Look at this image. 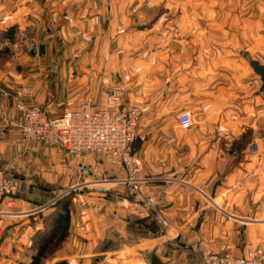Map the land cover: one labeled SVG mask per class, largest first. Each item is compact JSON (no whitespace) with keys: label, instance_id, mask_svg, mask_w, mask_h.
<instances>
[{"label":"crops","instance_id":"1","mask_svg":"<svg viewBox=\"0 0 264 264\" xmlns=\"http://www.w3.org/2000/svg\"><path fill=\"white\" fill-rule=\"evenodd\" d=\"M140 3L132 0H0L1 45L13 49L11 58L0 68V88L1 85L8 87L0 89V111L15 115V95L23 88L31 90V95L22 97L25 103L47 104L54 115L66 110L64 104L88 97L97 106L130 104L132 99H127L130 94L125 89L130 82L129 66L139 61L147 72L152 62L161 64L162 54L168 50L164 43L166 35L161 30L156 33L153 27L142 28L143 48L139 50L95 48L94 62L80 61L76 75L70 60H63L55 73L52 69L46 75L40 59L48 54L47 42L53 39L64 42L67 36L84 32L111 41L120 37L133 41L134 33L129 31L133 20L128 18V12L130 6L137 8ZM248 3L243 0L238 11L233 13L230 4L227 7L224 3L222 18H214L211 13L202 17L192 14L187 30L189 37H180L182 43L171 50V56L180 60H171L175 68L169 66L175 71L174 83L170 79H165L163 84L160 82L159 88L166 92L159 104L168 103L174 86L182 99L185 96L179 105L189 109L197 122L198 132H192L193 139L186 142L180 140L175 129L173 133L167 129H147L145 122L151 116L168 121L165 125L168 127L174 126L173 116L164 112L144 113L139 125L147 129L146 140L134 143L133 151L140 157L141 174L148 180L134 193H129L128 184L120 182H112L106 190L88 186L74 192L68 203L67 235L50 256L52 264L58 261L67 264H176L174 258L165 256L167 241L174 237L191 241L196 247L218 252L230 250L239 255L252 248L247 246L246 236H242L246 229L261 230L264 223L256 222L248 228L238 221L264 215V209L246 207L248 201H263V192L250 191L246 187V170L252 164L246 160V149L240 150L241 159L231 162L226 154H233L235 150L216 143L221 136L234 139L248 127L264 128V89L260 88L261 82L249 60L242 56L244 50L252 59L264 64V0ZM213 4L206 3V7H213ZM196 5L190 3L191 8L197 9ZM182 22L181 18V25ZM120 25L124 26L121 33ZM188 40L189 50L183 43ZM33 41L37 45L32 46ZM154 41L161 43L155 46ZM231 41L238 44L232 46ZM25 43L28 47L31 45L27 49L29 56H25L22 47ZM40 43L44 44L43 54H38ZM69 52L64 50L63 56L67 58ZM15 63H20L21 68L15 69ZM88 63L94 64L93 70ZM159 67L161 76L164 70L162 65ZM85 88L90 92L86 93ZM109 92L117 94L118 99L108 101ZM146 116L149 117L146 119ZM214 129L217 136L208 133ZM263 148L261 145L260 149ZM183 149L188 150L184 156ZM220 153L222 157L217 155ZM60 156L55 148L38 142H21L14 131L0 121V168H4L17 184L12 207L15 213L0 220V225L11 232L15 253L13 258L8 254L0 259V264H14L22 254L23 258L18 261L28 263L33 253L34 236L44 227V218L29 211L44 203L55 186H69L82 179L125 176V171L114 167L104 155L81 157L90 168L87 176L77 173V160L72 159L68 166H62ZM220 169L226 170L221 176L222 187L212 196L215 203H222L213 208L199 191L204 192L206 186L217 184ZM176 174L183 177L174 176ZM147 199L151 204L144 208L143 201ZM155 214L163 216L165 223L157 222ZM53 215L49 218L51 225ZM181 264L195 262L184 259Z\"/></svg>","mask_w":264,"mask_h":264},{"label":"rangeland","instance_id":"2","mask_svg":"<svg viewBox=\"0 0 264 264\" xmlns=\"http://www.w3.org/2000/svg\"><path fill=\"white\" fill-rule=\"evenodd\" d=\"M41 2H44L45 0H39ZM128 1L129 0H124ZM135 2L141 1L139 7L135 8V5L129 7V12H128V18H131L132 21V26L130 27L129 31L134 33L133 41H131L130 38L124 39V37H120V39L117 40H109L107 37L95 35L93 33H88L84 32L81 34H76V35H69L67 36L66 41L62 40H56L53 39L48 43V54L46 57H42L40 59L41 63L45 66L46 69V75L50 74V72L53 69V73H55L61 62L63 60L66 61H71L72 68L73 69V74H78V64L80 61H83L87 59V62H91L95 59V54H94V49L98 48L99 50L105 49V48H122V49H129V50H139L142 49V42L143 37H142V28L146 27H153L154 32L158 33L159 30L161 32H164L166 35V41L164 43L166 44V48L168 50L164 51V54H162L164 60L161 59V64L159 62H152L150 66V70L147 72H144L143 69V64L142 62H133V65L129 66V75H127L130 78V82L127 85L128 87L125 88L130 96L127 97V99L131 98L132 101H130V104L128 105H137L141 109V117L143 116L144 113L151 112V113H157V112H164L172 115V123L174 126L168 127L165 126L166 124H169L168 121L164 120H156V119H147L149 116H146L147 121L145 122L146 128H158L159 130H165L167 129L170 133H173L174 129L176 131V135L179 134V138L182 141L190 142V140L193 139V136H191L192 132H195L197 127V122H195L192 118L191 112L186 109H183L181 105H179L180 100H185V96H183V99L180 96V93L176 91V89L173 86V90L169 93V97L167 99L168 103L166 102L165 104H159L160 98H162L165 95V91H162L161 88H159L160 82L163 84V81L165 79H170L172 83H174L175 79V71L173 69L175 60L179 61L180 58H175L174 56H171L173 51V48L177 44H181L182 42L179 40L180 37L185 38L186 35L189 37L190 33V18H192V14H198L199 17L206 16L207 13H211L214 18H222L223 16V6L224 3L227 4V7H231V12L233 13L234 11H238L239 4H242L243 0H132ZM250 4L252 0H246ZM210 2H213V7L207 8L206 3L210 4ZM190 3H196L198 8L196 9L194 6L191 8ZM150 4V5H149ZM149 6V7H148ZM263 16H264V10H263ZM181 18H182V25H181ZM149 22L153 23V25L150 26L148 24ZM148 24V25H147ZM111 25H110V30H111ZM119 28V33L124 29V26H118ZM186 29L182 30L181 29ZM12 30V32L14 33ZM124 31V30H123ZM184 33V35L182 33ZM14 41H16V38L14 36ZM128 40V42L126 41ZM1 33H0V68H4V63L6 59L11 58V54L13 53V49L11 46L7 45H1ZM30 43V42H29ZM154 45H158L160 42L154 41ZM185 44L184 47L187 48L190 44L189 40L188 41H183ZM232 46H236L235 44H238L237 42L233 43L231 41ZM32 46L37 45L36 41H33ZM29 45V47H31ZM23 50L25 52V56H29V53L27 52L28 44L25 43L23 44ZM238 48V46H237ZM189 50V48H187ZM67 50L70 51L67 58L63 56V51ZM141 51V50H140ZM139 51V52H140ZM242 56L248 60L249 58H253L249 53L245 52L244 50ZM86 56V57H85ZM121 59L119 56L118 59ZM137 59V58H136ZM142 58H139V60H142ZM157 59V58H156ZM155 59V60H156ZM185 59V58H184ZM171 60L173 62H171ZM159 61V60H158ZM76 64V65H74ZM160 65L163 66V74H161L162 78H160ZM173 66L172 68H169V66ZM20 63H15L13 67L16 69L21 68ZM94 64L88 63V67L93 70ZM167 66V69L165 67ZM52 67V68H51ZM154 67V69H152ZM175 68V67H174ZM153 70H156L153 72ZM150 71V72H149ZM159 78V80H157ZM259 80V77H258ZM254 81V80H252ZM8 87L6 85H1L0 89H7ZM85 92L89 93L90 89L85 88ZM110 93V92H109ZM177 93L179 95H176ZM109 95V94H108ZM117 95V94H116ZM182 95V94H181ZM117 97H119L117 95ZM186 100L189 101V98H186ZM81 100H76V101H71L68 104H64L63 106L66 109L73 108L77 106L80 103ZM162 101V100H161ZM132 102V103H131ZM127 105V106H128ZM62 106V105H61ZM182 111H189L191 114V123L187 128H183L180 123H179V114ZM60 112V111H59ZM1 113V111H0ZM140 117V118H141ZM1 121V119H0ZM2 123V121H1ZM3 126H5L2 123ZM147 129H145L144 126L139 125V130L147 136ZM171 129V130H169ZM12 130V129H11ZM14 131V133L19 137V134L17 131ZM216 129L208 132L210 135H213L214 133L217 136ZM163 132V131H162ZM198 132V130L195 132V134ZM207 131L204 133L206 135ZM163 136L165 133H161ZM161 139H163L161 137ZM206 138H204L205 141ZM20 140V137H19ZM146 140V138H145ZM181 141V142H182ZM204 143H207L204 142ZM216 143L218 145H224V146H230L232 147L235 152L233 154H226L230 156L231 162L238 161L239 159L242 158V153H240V150L242 148L246 149V160L248 162H251L252 164L250 167L247 168V182H246V187L248 186V190H254L258 192H263L262 194V199H264V148L260 149V146L262 145L264 147V128L263 129H258L254 130L250 127L245 128L244 130L241 131V133L234 139H229L227 137H222L219 138ZM188 144V143H187ZM188 146V145H185ZM186 149H183L182 152L184 155L187 154ZM220 155L221 157L223 154H217ZM229 159V160H230ZM258 162H263L262 164ZM226 170L220 169V171L217 172L216 178L218 180L216 181L215 186H206L204 189V192L199 191L201 197H206L207 203L209 204L210 207H217L218 205H221V201H215L213 200V193L215 195V192H217L219 189H221V176L223 172ZM170 176H173L170 174ZM174 176H181V174H176ZM183 177V176H181ZM185 177V176H184ZM186 177H189L187 175ZM15 181V179H14ZM261 185V188L259 189V186ZM68 188V186H55L54 187V192H49V198L45 200L44 203L48 202L49 204L41 211L38 212L40 216L44 218V227L40 230V233L42 231L48 230L51 226L50 223V216L54 214L56 210L61 209V203L67 202L71 203V198L74 194L73 192H70L66 195H62L63 191ZM198 190V189H197ZM249 191V192H250ZM208 193V194H207ZM43 204V203H42ZM246 207L248 209H264V200L263 201H248L246 204ZM72 208V206H71ZM13 209V208H12ZM3 218H0V220ZM257 221H256V220ZM240 224H243L244 226H253L252 224H256V222H263L264 223V215L263 216H258V217H248L246 218L245 221L244 219L240 218L239 219ZM2 225V224H1ZM0 225V259H4L6 255L9 254L11 258H13L12 255H14V244H13V239L11 236V232L9 231L8 227H2ZM7 228V231L5 229ZM249 228V227H248ZM255 228V227H254ZM36 233L34 236V239L36 238L39 240L41 234ZM246 236L247 240L246 243L248 247H252L251 249L254 248H262L264 249V225L261 230L259 229H246L245 234H243L242 238ZM57 244H55L53 241L48 245L47 251L45 255L42 257L40 264H52L50 261V256L53 254V252L57 248ZM202 247H196L194 244L191 243V241H186V240H180L174 237L171 241H167L166 244V249H165V256L167 258H174L178 263L176 264H181V262L186 259L191 263L195 264H204L200 250ZM250 250V249H248ZM247 250V251H248ZM23 251H21L22 253ZM25 255L28 254L26 251L24 252ZM236 254V253H234ZM239 255V254H236ZM23 258L22 256L19 255V257L15 260L14 264H22V261H18ZM152 258L154 256L152 255ZM7 262V261H6ZM29 262V261H27ZM9 264V263H8ZM64 264V263H63Z\"/></svg>","mask_w":264,"mask_h":264},{"label":"built area","instance_id":"3","mask_svg":"<svg viewBox=\"0 0 264 264\" xmlns=\"http://www.w3.org/2000/svg\"><path fill=\"white\" fill-rule=\"evenodd\" d=\"M31 95L29 88H23L15 95L13 115L5 110L0 113L2 123L18 132L21 142H38L48 148H55L60 153V163L68 166L72 159L77 160V173L87 176L89 165L81 160L83 155H104L114 167L125 171L122 178H93L77 180L66 188L62 195L77 192L88 186H97L106 190L112 182L128 184L129 193H134L146 183L148 177L141 174V159L133 151L136 142H142L146 136L139 130L141 109L137 105L124 107L97 106L88 97L61 114L51 113L49 105L25 103L23 96ZM117 95L110 92L108 101H116ZM179 123L187 128L191 123L190 113L182 111ZM17 184L4 168H0V218L14 214V196ZM143 201V207L151 203ZM49 203L33 208L29 213H38ZM193 208V207H192ZM159 223H165L160 214H155ZM229 249V248H228ZM227 250V249H226ZM204 264H264V249L254 248L236 255L230 250L218 252L208 247L200 250Z\"/></svg>","mask_w":264,"mask_h":264},{"label":"trees","instance_id":"4","mask_svg":"<svg viewBox=\"0 0 264 264\" xmlns=\"http://www.w3.org/2000/svg\"><path fill=\"white\" fill-rule=\"evenodd\" d=\"M61 209L56 210L53 215V222L50 229L42 231L39 240L34 239L33 253L27 264H40L42 257L47 251L48 245L53 241L59 244L67 235L69 225L68 203L62 202ZM67 264L65 261H58L55 264Z\"/></svg>","mask_w":264,"mask_h":264},{"label":"water","instance_id":"5","mask_svg":"<svg viewBox=\"0 0 264 264\" xmlns=\"http://www.w3.org/2000/svg\"><path fill=\"white\" fill-rule=\"evenodd\" d=\"M38 49V54H43L44 53V44L40 43L37 47ZM32 53H34V50H32ZM249 64L252 67L253 71L258 75L259 80L261 82L260 88L264 89V64L260 63L256 59H248Z\"/></svg>","mask_w":264,"mask_h":264}]
</instances>
